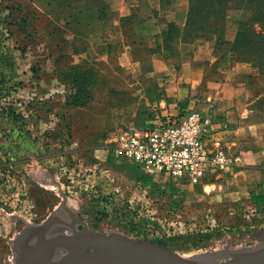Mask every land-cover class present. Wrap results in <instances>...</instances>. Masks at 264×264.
<instances>
[{
	"label": "rangeland",
	"instance_id": "1",
	"mask_svg": "<svg viewBox=\"0 0 264 264\" xmlns=\"http://www.w3.org/2000/svg\"><path fill=\"white\" fill-rule=\"evenodd\" d=\"M76 1L0 0V264L12 263L14 238L59 209L63 195L90 230L158 241L186 257L264 245V206L259 210L251 201L252 192H264V179L247 182L232 173L235 165L198 184L154 174L148 185L142 164L117 152L119 136L135 128H100L103 106L82 111L76 100L86 98L72 97L51 80L49 57L77 55L63 22ZM213 6L197 3L187 35H199L197 26L206 21L202 10ZM226 14L248 21L252 13L231 6ZM252 29L259 34L243 35L238 54L253 57L258 50L264 61V28L253 22ZM110 57H116L113 48ZM95 68L72 66L68 79L76 83L84 74L100 79L111 72ZM108 82L116 83L112 76ZM130 99L124 94L121 100Z\"/></svg>",
	"mask_w": 264,
	"mask_h": 264
},
{
	"label": "crops",
	"instance_id": "2",
	"mask_svg": "<svg viewBox=\"0 0 264 264\" xmlns=\"http://www.w3.org/2000/svg\"><path fill=\"white\" fill-rule=\"evenodd\" d=\"M190 4V0H77L64 12L63 21L77 55L49 57L51 80L69 94L85 89L90 99L78 107L82 111L90 104L103 106L100 128L139 129L153 112L164 114L179 104L211 105L224 128L218 135L231 153L241 156L232 173L247 182L253 177L257 185L264 179V71L230 48L242 18L228 19L226 14L218 34L211 29L204 35H187ZM72 66L111 72L100 79L90 75L86 78L90 84L78 88L68 79ZM111 76L116 83L108 82ZM124 94L131 101L121 100ZM109 114L113 116H105Z\"/></svg>",
	"mask_w": 264,
	"mask_h": 264
},
{
	"label": "water",
	"instance_id": "3",
	"mask_svg": "<svg viewBox=\"0 0 264 264\" xmlns=\"http://www.w3.org/2000/svg\"><path fill=\"white\" fill-rule=\"evenodd\" d=\"M17 242L18 264H264V245L186 257L158 241L90 230L68 207L64 195L59 209L19 232L14 252ZM218 257L225 259L215 260Z\"/></svg>",
	"mask_w": 264,
	"mask_h": 264
},
{
	"label": "built area",
	"instance_id": "4",
	"mask_svg": "<svg viewBox=\"0 0 264 264\" xmlns=\"http://www.w3.org/2000/svg\"><path fill=\"white\" fill-rule=\"evenodd\" d=\"M151 113L143 128L118 138L117 152L128 162L142 164L149 175L163 174L174 182L200 183L208 173L228 171L241 162L219 132L224 130L211 105L173 107Z\"/></svg>",
	"mask_w": 264,
	"mask_h": 264
},
{
	"label": "trees",
	"instance_id": "5",
	"mask_svg": "<svg viewBox=\"0 0 264 264\" xmlns=\"http://www.w3.org/2000/svg\"><path fill=\"white\" fill-rule=\"evenodd\" d=\"M191 4H190V12H189V19H188V29L191 28L190 23L191 20H193L194 15H195V7L197 6L198 2H203V4H209V3H213L214 6L213 8H209L206 7L205 10H202V12L204 14H206V21H205V26L202 25H198L197 27L201 30V32L199 33L198 36L200 35H204L205 33H209L211 32V29H214L213 32H215L216 34L219 33V25L222 22L223 19H225L226 17V13L229 7L231 6H238L240 8H247L250 9L251 11V16L250 19H248V21H246V19H242L240 20V22H238V34L237 37L234 41V43H232L230 45V48L234 51L235 54H237L239 57L241 58H245L248 60L253 61L256 66L258 67L259 70H263V58L259 55L258 50L254 51V56H252V54H246L244 56H241V54H238V47L239 45H242V36L250 34L252 35V32L259 34V31H254L252 29V23L256 22L258 23V25L260 26L261 29L264 28V4L261 2H259V0H190ZM201 11V9H199ZM199 11V12H200ZM249 22V23H247ZM187 32V31H186ZM263 32V31H261ZM196 36V35H195ZM262 49H260L259 51H261ZM262 53V52H261ZM87 77H90V75H84L83 78H80V80H77L76 83L71 82L74 86L76 87H81V86H85V85H89L90 81L86 80ZM74 81V80H73ZM84 91L85 89H82L81 92H77V93H71L72 97H85L84 95ZM90 98H86L85 101H77L76 103L80 105H86V102H88ZM142 179L145 181L146 184L151 185L152 181H151V177L149 176V174L147 175L146 173L142 176ZM251 201L255 204L256 208L260 210V208L262 206H264V192H252L251 194Z\"/></svg>",
	"mask_w": 264,
	"mask_h": 264
},
{
	"label": "flooded vegetation",
	"instance_id": "6",
	"mask_svg": "<svg viewBox=\"0 0 264 264\" xmlns=\"http://www.w3.org/2000/svg\"><path fill=\"white\" fill-rule=\"evenodd\" d=\"M17 247L13 255V260L11 264H18V258L20 257V254L18 253V242L16 243Z\"/></svg>",
	"mask_w": 264,
	"mask_h": 264
},
{
	"label": "bare ground",
	"instance_id": "7",
	"mask_svg": "<svg viewBox=\"0 0 264 264\" xmlns=\"http://www.w3.org/2000/svg\"><path fill=\"white\" fill-rule=\"evenodd\" d=\"M220 250V249H219Z\"/></svg>",
	"mask_w": 264,
	"mask_h": 264
}]
</instances>
